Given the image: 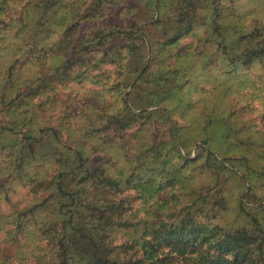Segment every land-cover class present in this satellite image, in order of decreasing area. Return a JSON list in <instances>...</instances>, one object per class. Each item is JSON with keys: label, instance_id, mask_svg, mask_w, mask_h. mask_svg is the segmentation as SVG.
Returning <instances> with one entry per match:
<instances>
[{"label": "trees", "instance_id": "1", "mask_svg": "<svg viewBox=\"0 0 264 264\" xmlns=\"http://www.w3.org/2000/svg\"><path fill=\"white\" fill-rule=\"evenodd\" d=\"M113 1L29 0L39 13L35 26L48 21L47 33L61 39L39 46L41 52L55 49L52 58H57L50 66H38L45 72L39 70L34 81L13 78V63L4 72L5 84L14 91L22 85L16 82L30 86L14 95L16 104L7 103V119L0 125V172L27 186L32 198L22 209L0 213V231L12 247L1 253L6 256L0 264H12V256L13 264H175L178 258L184 264H264V168L247 174V148L261 146L262 132L249 120L216 110L217 93L202 97L204 109L195 110L200 98H193L198 90L190 69L194 63L181 48L170 51L200 24L206 40L216 42L214 59L234 72L264 58V24L255 21L239 33L228 31L221 40L215 35L216 23L225 19L223 0H141L139 18L96 23L89 46L74 43L79 22L70 19H99L103 5ZM4 4L0 1V11ZM146 25L158 28L162 38L148 39ZM86 49L99 62L79 55H87ZM90 62L94 68L100 62L114 65L111 86L101 74L82 69ZM75 81L97 85L79 110L77 128L71 125L77 112L38 126L37 112L22 109V104L34 106L30 98L55 95ZM105 87L113 97L107 108L99 106ZM176 109L184 124L173 118ZM152 122L165 124L167 140L149 135L145 125ZM250 131L257 138L251 139ZM195 142L200 144L192 157ZM94 156L99 157L95 167ZM122 159L129 166H119ZM49 165L54 171L46 177ZM206 181L211 185L206 192L235 196V224L208 216L213 208L218 213V202L213 194L201 198Z\"/></svg>", "mask_w": 264, "mask_h": 264}, {"label": "rangeland", "instance_id": "2", "mask_svg": "<svg viewBox=\"0 0 264 264\" xmlns=\"http://www.w3.org/2000/svg\"><path fill=\"white\" fill-rule=\"evenodd\" d=\"M5 1V4L0 11V125H2L6 119V110L8 109L7 103L16 100L14 95L22 93L24 88L30 86V83H18L21 85L19 91H14L9 84H5L3 78L5 77V70L13 63L15 66L13 71V78H23L24 80H35L39 70H42L40 65L50 66L51 60L55 53L54 51L41 52L40 47L44 42L54 40L58 42L61 37L60 34H54L55 32L47 33L50 29H47L48 21H45L43 27H36L35 24L39 19V13L36 8L29 3V0H0ZM224 6L221 9L225 19L216 23L217 35L215 37L221 40L225 38L226 33H239L248 28L249 25L257 22L264 24V0H223ZM73 8L77 9L75 4ZM133 8V9H132ZM130 9L125 13L121 10ZM105 14L99 19H82L79 20L77 16L70 19L73 22H79L76 28V35L74 37V43L78 42L80 46H89L87 37L92 31V27L99 22H103L109 25L121 24L125 18L137 19L143 14V2L141 0H114L111 4L103 5ZM154 21V20H152ZM145 22V21H144ZM144 22L139 24L143 25ZM148 33V39L159 40L162 38V32L159 29L153 27V25H146L144 27ZM195 32L191 35H187L179 41L178 46L170 51H175L181 48V52L184 53L185 59L189 56V61L194 64H190V69H193L196 73L195 84H198V90L193 92V98L199 99L200 102L195 106V110L202 112L204 107L202 106V97L207 96L210 93H217L221 95L220 105L217 103L216 110H224L234 120H249L254 124L256 130L261 131L263 142L261 146H253L251 150L247 148L250 153V163L248 164L247 174H251L257 170L258 167L264 168V58L258 59L245 67H239L234 72H229V67H223L219 59H214V49L216 47L215 41H207V32L199 24V27L195 28ZM56 38V39H55ZM112 43H110L111 45ZM30 46L33 47V53L27 52ZM75 46V44H74ZM16 47H25V49L16 50ZM27 47V48H26ZM76 47V46H75ZM74 49V48H73ZM90 49V48H89ZM89 49H86L89 52ZM169 51V52H170ZM84 58L93 60V62H99L98 57H94L95 52L90 51L87 55L79 53ZM92 62V61H91ZM84 66L82 69L87 74L92 75L101 74L100 79L106 83V86H111L113 80L117 76V70L112 64L98 63L99 67H92V63ZM205 65V67H202ZM45 72V70H42ZM198 75V76H197ZM20 76V77H19ZM39 76V75H38ZM197 82V83H196ZM4 83V85H3ZM227 86L226 89L221 86ZM35 86V85H33ZM97 85L89 82H73L61 87L55 95L45 92L42 95H36L30 98L29 103L34 106L31 107L28 103L22 104V109L35 110L38 114L36 119L38 126L41 125L42 120L45 124H56L61 122L60 116H69L71 112L77 116L72 120L71 125L73 128H77L80 125L81 116L79 110L85 108L87 102L91 100V89ZM5 87V89L3 88ZM112 92L108 91L105 87L102 93V100L99 103L100 107H108L112 102ZM223 98V99H222ZM226 98V99H225ZM23 102H26L22 100ZM86 102V103H85ZM17 102H11L16 104ZM220 106V107H219ZM137 111V110H136ZM173 118L178 124L182 123L180 119V111L178 109L172 110ZM149 129V135L154 137L157 142H162L169 138L166 126L162 122H152L147 125ZM139 128V126H136ZM244 132H240L243 134ZM251 139L257 138L258 134L250 131ZM237 138L240 139V135L237 133ZM254 136V137H253ZM200 142H195L191 146V156H195L197 146ZM208 150L212 151L217 158L216 154L208 145H205ZM256 150L252 152L253 149ZM259 149V150H258ZM184 153V151H183ZM99 157L94 156L92 159L93 167L97 166ZM129 163H125L124 159L118 163L119 166ZM3 165V160L0 158V166ZM241 169V168H239ZM46 177L53 174L54 167L49 165L45 168ZM211 188L208 181L202 184L201 198L204 200L205 196L213 194L212 192H206ZM214 199L218 202L216 209L217 214H214L215 208L209 211L208 216L214 215L223 218V223L226 225L235 224L233 201L234 195L228 194H213ZM166 197V195H162ZM32 198L31 193L27 186H24L18 180L12 179V176L0 172V213H10L14 210L22 209L25 205L29 204ZM244 201H249L244 197ZM139 201L135 203L138 205ZM249 205L252 202H248ZM140 205V204H139ZM10 247L9 243H6L5 230L0 231V259H4L6 256L7 248ZM12 251V250H11ZM5 252L4 256L1 253ZM14 253V251H12ZM16 260L15 256H12L13 261ZM175 264H184L180 258L175 261Z\"/></svg>", "mask_w": 264, "mask_h": 264}]
</instances>
